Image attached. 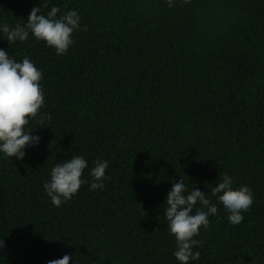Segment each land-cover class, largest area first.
<instances>
[{"label":"trees","instance_id":"obj_1","mask_svg":"<svg viewBox=\"0 0 264 264\" xmlns=\"http://www.w3.org/2000/svg\"><path fill=\"white\" fill-rule=\"evenodd\" d=\"M173 3L0 0L10 27L39 6L80 16L65 55L0 33V49L42 71L40 112L52 117L30 121L40 142L23 160L0 153V264H180L164 209L181 179L218 207L189 264H264V0ZM76 155L86 183L56 207L43 185ZM98 159L110 179L91 190ZM225 174L253 192L237 225L210 193Z\"/></svg>","mask_w":264,"mask_h":264},{"label":"clouds","instance_id":"obj_2","mask_svg":"<svg viewBox=\"0 0 264 264\" xmlns=\"http://www.w3.org/2000/svg\"><path fill=\"white\" fill-rule=\"evenodd\" d=\"M184 2L190 3V0ZM167 3L169 7L174 6L173 0H167ZM40 12V6L34 7L24 25L17 23L15 27H10L7 23L0 24V33L4 34L10 45L17 41H27L31 33L36 40L45 41L48 46L53 47L57 55L67 54L74 43V31L80 29L78 12L70 10L57 17L60 9L55 6L48 12L47 17ZM42 79V71L29 57L25 56L22 62H17L9 57L8 52L0 49V153L6 157L23 160L25 149L40 142V137L33 135L27 128L30 121L35 120L43 124L45 119H52L51 115L44 116L40 112L45 104V95L40 83ZM94 163L90 173L94 182L90 184V188L103 189L104 181L110 179L106 176L108 162L98 159ZM86 168L88 161L85 157L76 155L51 169L50 182H45L43 187L53 205L60 207L78 193L86 183L82 179ZM210 193L218 198L219 204L229 213L228 220L233 225L244 220L242 213L250 211L254 203L251 188L241 186L234 189L233 178L226 174L222 178L219 175V182L211 188ZM198 204L200 207H196ZM217 212V204L211 201L209 194L206 195L196 188L188 192L183 179L173 184L166 197L164 215L170 234L176 239L177 251L174 256L180 264H189L191 260L200 258L201 253L194 252L193 248L201 245L202 241L194 237L199 235L201 227L208 228L209 217L215 216ZM3 245L5 247L4 241ZM72 259V256L65 254L60 259L49 261L48 264H70Z\"/></svg>","mask_w":264,"mask_h":264}]
</instances>
